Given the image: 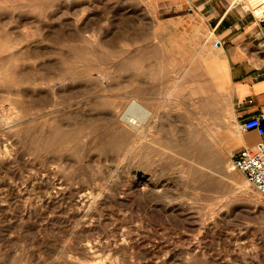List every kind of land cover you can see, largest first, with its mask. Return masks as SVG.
Segmentation results:
<instances>
[{"label": "rangeland", "instance_id": "rangeland-1", "mask_svg": "<svg viewBox=\"0 0 264 264\" xmlns=\"http://www.w3.org/2000/svg\"><path fill=\"white\" fill-rule=\"evenodd\" d=\"M178 6L0 0V264H264L217 43Z\"/></svg>", "mask_w": 264, "mask_h": 264}, {"label": "crops", "instance_id": "crops-1", "mask_svg": "<svg viewBox=\"0 0 264 264\" xmlns=\"http://www.w3.org/2000/svg\"><path fill=\"white\" fill-rule=\"evenodd\" d=\"M172 1L202 18L215 38L219 88L230 98L238 123L234 148L264 140L257 129L241 128V122L257 114L264 103V18L238 0Z\"/></svg>", "mask_w": 264, "mask_h": 264}, {"label": "built area", "instance_id": "built-area-1", "mask_svg": "<svg viewBox=\"0 0 264 264\" xmlns=\"http://www.w3.org/2000/svg\"><path fill=\"white\" fill-rule=\"evenodd\" d=\"M242 130L257 129L264 133V103L260 111L241 122ZM231 164L241 170L264 198V140L254 146H243L231 154Z\"/></svg>", "mask_w": 264, "mask_h": 264}, {"label": "bare ground", "instance_id": "bare-ground-1", "mask_svg": "<svg viewBox=\"0 0 264 264\" xmlns=\"http://www.w3.org/2000/svg\"><path fill=\"white\" fill-rule=\"evenodd\" d=\"M135 106L137 107H140V108H145V105L139 101V100H134V103H133ZM133 117V116H132Z\"/></svg>", "mask_w": 264, "mask_h": 264}]
</instances>
